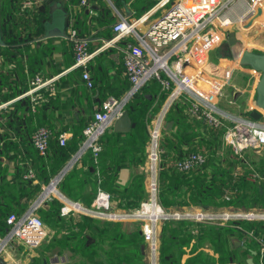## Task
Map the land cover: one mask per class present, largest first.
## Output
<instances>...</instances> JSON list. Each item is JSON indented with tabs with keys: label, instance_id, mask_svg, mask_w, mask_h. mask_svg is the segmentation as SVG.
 Returning a JSON list of instances; mask_svg holds the SVG:
<instances>
[{
	"label": "crops",
	"instance_id": "0c3cea01",
	"mask_svg": "<svg viewBox=\"0 0 264 264\" xmlns=\"http://www.w3.org/2000/svg\"><path fill=\"white\" fill-rule=\"evenodd\" d=\"M26 1H24L23 4ZM130 1L131 0H87L85 4H81L80 0L73 4H69L67 0L30 1V3L24 5L26 7H36L33 11L43 8L44 6L47 9V15L42 19V32L39 35L35 34L32 38L25 41L10 45H0V165L5 170L6 180L15 181L18 192L22 190L24 195L32 199L30 204L48 185H50L55 175L63 168L62 167L55 175L49 178L47 182H44L43 178L36 175L34 176L33 174L31 183L39 184V190L30 191L31 189L26 190L18 187L17 181H19L20 170L26 168L27 164L32 163L35 158V155H32L31 147V135L34 130L38 126L44 125L51 129V133H66L67 139H69L71 137V129L75 123L81 122L85 124L87 121L91 120L92 113H90V109H97L102 101H100L98 90L95 89L94 86L91 88L86 87L80 76L73 74V69H69L73 57L71 43L66 37L67 29L69 26L75 24L78 33L87 38L89 49L95 51L105 39H108L103 35L106 25L99 24V21L103 20V15H101L103 11L101 9L102 4L109 7L110 16L113 17L114 21H117L121 17H135ZM56 3L59 4L66 13L64 36L41 38L44 31V22L50 20L51 11ZM150 8L143 12V14L148 12ZM160 12L161 10H155L148 13V18L139 25L138 30L141 34H144L148 30L149 25L156 19ZM225 14L233 19L237 16L244 18V14L249 15L247 6L242 1L232 2ZM234 34L247 48L264 51L258 46H251L249 44V40L251 39L246 33L245 35ZM127 41L134 40L132 37H125L114 45L101 48L94 53L88 62L87 69L93 83L97 81L100 83L101 80H103L107 85L106 90L109 92L108 95L120 96V94H123L120 87L125 76L122 61V47ZM226 52L225 55L233 61L238 72L245 75L241 77L240 74H238L237 81L233 84V88L229 89V93L239 103L241 112L249 114L255 105V84L259 73L247 65H241L235 62ZM30 89H32V91L29 92ZM173 102H175L174 106L176 107L175 109L173 108L172 115H168L166 118H164L163 115L161 120V139L164 140V144L166 139H169L166 143L167 145L169 141L172 140L170 137H166L167 132L168 135H172L175 140L172 144L170 142L173 149L169 147L170 149H168L166 157L161 159L160 180L159 172L157 177L158 199L166 209L172 212H204L211 214L225 212L227 210H224V206L222 207L213 201H198L201 197H207L209 199L214 198V196L212 197L213 192L210 191V185H208L210 179L206 177L212 175L211 166L214 164V161L207 159L198 163L199 161L193 162L191 160L192 162L187 168H183L180 165L182 161L186 159L180 158V155H182L185 150L191 151V149H193L192 147L195 145V143H192V140L188 142L191 138L187 137V135H191L195 132V130H193L195 127L192 126L194 124L193 121L195 122L197 113L191 111L190 99L186 93L178 94ZM179 108L182 109L176 110ZM154 118H156V116L150 120L151 123ZM205 122L204 120L203 123L205 125H209L208 122ZM166 128H168V131ZM260 148L257 149L259 150ZM146 151L148 153V147ZM74 155L75 154H73L65 164L72 159ZM75 161H77V157L72 164ZM147 164L148 160L146 155L145 168ZM221 165L223 166V163H221ZM77 166H81V163L77 162ZM140 170L141 166H133L126 162H122L115 171H110V187H123L131 177V174L133 172H139ZM200 174L203 175V180H201L202 177H199ZM197 178H199V181ZM149 180V174L147 172L145 178L146 196L141 200L140 205L148 196ZM58 181L55 183L58 192L64 197L72 199L57 186ZM87 190H89L88 182L81 189V192ZM53 193L54 197L60 201L62 200L58 198L56 192ZM259 193H264V186H259ZM45 201V204L42 205L48 206L47 199ZM77 201L80 200L77 199ZM81 203L86 206L90 205L83 202ZM112 204L111 208L115 210L128 211L113 207ZM236 208L238 209V207L234 209ZM247 209V211L264 212V208L256 206L248 207ZM81 214L78 213L69 216L79 219ZM127 225L132 227L130 224ZM47 236L48 242H52L54 246L44 251L50 255L47 261L44 260L43 263L63 264L68 262L70 252L65 247V241H72V239H62L59 234H54L48 226ZM243 237L244 235L241 237L228 235V247L237 248L239 252H243L244 249L241 246H232L233 240ZM51 249L55 250L51 252ZM149 253L147 258L145 255L147 264H157L156 257L153 258ZM187 255V253L183 254L181 261H184ZM248 256L251 255H247L242 262H225L224 264H242L246 262L245 260ZM213 257L218 258L216 254L213 255ZM5 262L6 260L4 263ZM215 264L218 263L216 262Z\"/></svg>",
	"mask_w": 264,
	"mask_h": 264
},
{
	"label": "trees",
	"instance_id": "16d2710c",
	"mask_svg": "<svg viewBox=\"0 0 264 264\" xmlns=\"http://www.w3.org/2000/svg\"><path fill=\"white\" fill-rule=\"evenodd\" d=\"M24 1L26 0H0L2 41L0 45L25 41L42 32V19L47 15L46 7L33 11L36 7H26L23 4ZM67 2L73 4L78 0H67ZM154 3L155 0H131L133 15L140 16ZM101 9L103 10L101 13L103 20L99 21V24L106 25L103 35L109 38L113 34L115 21L110 16V9L107 5L102 4ZM73 25L76 28L75 24ZM72 73L81 78L80 68L73 69ZM125 76L120 85L122 93L129 87V81ZM93 86L98 90L100 101L108 95L107 85L103 80L100 83L98 81L93 83ZM169 91L170 89L163 88L156 78L148 79L125 104L124 108L131 120L130 129L127 131L107 129L99 139L101 149L96 157L89 149L81 152L77 161L71 164L61 176L57 186L70 198L78 199L85 204L91 203L97 188H100L110 194L113 207L124 210L138 208L141 200L146 196L145 160L149 139L148 123L161 109ZM95 110L90 109V113H92L90 119H92ZM169 113L171 116L172 110ZM89 121L85 124L76 122L71 129V137L64 144L59 143V134L51 133L45 154H39L31 140L32 155H35V158L32 163L27 164L26 168L20 170L18 187L26 190L31 189L30 191L39 190V184L31 183L33 176H25V174L32 172L34 176L41 177L44 182H47L77 152L83 138L82 128ZM168 140L166 139L164 144V140L160 137L161 148L165 149L162 154L163 159L171 146L170 142L171 144L173 142L171 140L167 145ZM77 162H80L81 166H77ZM122 162L141 166V170L133 172L123 187H110V171H115ZM161 164L160 162L159 180ZM222 172L221 181L218 179L214 181L213 177L211 179L206 176L207 179H210L208 185H210V191L213 192L212 197L214 196V198L201 197L199 202L213 201L221 205L222 201L230 200L227 194L229 191L228 174L226 172L224 177V170ZM202 176V174L199 175L200 178ZM260 176L264 177V172H260ZM197 179L199 181V178ZM203 179L204 177L201 180ZM87 182L89 190L81 192ZM252 185L243 207L264 208V193H259V186L263 187L264 181L255 180ZM225 196H228V199H225ZM31 200L24 195L22 190L18 192L15 181L6 180L5 170L0 165V234L5 233L8 229L7 215L9 213L19 214L30 204ZM44 202L42 204H45ZM47 203L48 206L40 205L38 207L37 214L54 234H59L64 240L72 239V241H65V247L69 250L70 255L68 262L63 264H147L146 243L139 224L130 227L123 221L104 220L85 214H81L79 219L73 216L65 217L59 214L60 200L51 197ZM244 231H251L264 240V219L233 218L219 221L169 218L160 220L157 227L156 263L215 264L217 262L224 264L225 262L244 261L247 255H251L254 264H261L259 246L254 238L245 237L246 248L243 252H239L237 248L228 247L227 236L241 237L244 235ZM47 245H49L48 248L54 246L52 242H48ZM185 253L188 255L184 261H181V257ZM215 254L218 258L213 257ZM262 263L264 264V256ZM31 264L39 263L33 259ZM40 264L43 262L41 261Z\"/></svg>",
	"mask_w": 264,
	"mask_h": 264
},
{
	"label": "built area",
	"instance_id": "2783aa9c",
	"mask_svg": "<svg viewBox=\"0 0 264 264\" xmlns=\"http://www.w3.org/2000/svg\"><path fill=\"white\" fill-rule=\"evenodd\" d=\"M87 0H80L85 4ZM234 1H242L251 15L258 4L264 0H155L150 10L138 17H121L113 25V34L105 39L95 51L89 49L88 40L80 35L72 25L68 27L66 37L71 43L72 63L69 69H81V78L86 87L93 86V81L87 69L89 60L101 48L114 45L125 37H132L134 41H127L122 47V61L124 73L129 81V87L120 96L108 95L100 103V107L93 112L92 119L83 127L80 146L76 157L86 149L92 151L96 157L101 149L99 139L101 135L111 128L114 120L125 109L128 99L140 89L150 78H156L165 89H170L156 118L148 123V164L146 170L149 174L148 198L141 205L128 211L111 208L110 194L98 188L90 205H83L80 201L72 200L61 195L55 183L52 189L35 199L19 214L9 213L6 217L8 229L0 234V258L4 261L14 249V244L22 250L36 249L47 237V226L37 214L38 207L45 201L50 192H56L61 205L59 214L69 216L74 214L98 215L111 220H141V233L147 243L150 254L156 257L157 227L160 220L169 218H188L194 220L225 221L233 217L243 216L246 219H264V212L249 210L240 212L230 210L219 214L204 212L178 213L166 209L158 199V171L163 149L160 145L161 120L174 98L181 93L188 94L190 107L193 113L200 115L210 125L220 127L224 141L235 153L243 150L257 149L264 146V112L259 118L244 114L239 109V103L230 95L226 88H202L201 75L190 55L195 41L208 42L213 38L212 23L217 16L225 13ZM26 1L24 4H28ZM161 10L160 14L141 34L139 25L148 18V13ZM34 89V88H32ZM32 89L29 90L32 91ZM51 129L47 126H38L31 135V140L39 154H45L48 149ZM67 140L66 133L58 135L60 144ZM199 161L198 156H190L180 164L183 168L190 166L192 161ZM187 164V165H186ZM25 176H33L28 172ZM256 181L264 177L256 174ZM48 185V186H50ZM47 186V187H48ZM228 199V196H225ZM244 236L255 239L259 246L260 263L264 256V240L251 231H244ZM57 264V263H56ZM242 264H248L243 262Z\"/></svg>",
	"mask_w": 264,
	"mask_h": 264
},
{
	"label": "rangeland",
	"instance_id": "374dc122",
	"mask_svg": "<svg viewBox=\"0 0 264 264\" xmlns=\"http://www.w3.org/2000/svg\"><path fill=\"white\" fill-rule=\"evenodd\" d=\"M225 13L217 16L212 23V40L208 42H202L199 40L195 41L190 51V55L194 60L195 66L201 75L200 84L205 90L212 88L231 89L233 88V84L237 81L238 74H240L241 77L245 76L244 74L238 72L236 66L233 64V61L225 55V52L228 50L227 38L229 32L232 31L240 35H245L246 33V35L251 39L249 40V44L251 46L255 45L264 50V2L258 4L255 7V11L251 15L244 14L243 16L244 18L247 17L246 19L240 16L233 19ZM174 103L175 102H172L167 108L164 113V118H166L168 114L170 116L169 112L175 109L176 106H174ZM203 122V118L200 115H197L192 126L195 127V129H193L195 132L193 131L194 133L187 135V137L191 138L189 140L187 139L188 142H191L192 140V143H195V145L192 147L193 149H191V151L185 150V152L180 155V158H188L191 155H197L199 160L198 163L207 159L213 160L214 164L211 166L213 172L210 178L212 179L213 177L214 181H216V179L221 181V175L223 174L222 170H224V177L227 172V180H229V191L227 194L229 195L230 200L222 201L223 204L220 206H224V210L227 211L238 207V209L236 208L234 210L246 212L248 209L243 207V205L251 192L256 174L264 172V146L259 150L247 148L241 153H235L224 141L221 128H216L217 126L210 125L209 123V125H205ZM166 129L168 131V128ZM166 137H170L173 141L175 140L172 135H168V132ZM171 149L173 148L171 147ZM221 163H223V166ZM53 194V192H50L44 199L49 201V198L54 197ZM85 215L98 217L104 220H111L98 215ZM233 218L243 219L244 217L237 216ZM112 221H123L130 224L132 227L136 224L141 226V220L134 218ZM47 243L48 236L36 249L26 251L22 250L19 245L14 244V249H12L4 264H31L33 259L39 264L41 261H47V258L50 255L49 253L47 254L44 252L49 249V245H47ZM52 250L55 249H51L50 251L53 252ZM145 251L147 258L149 253L147 243Z\"/></svg>",
	"mask_w": 264,
	"mask_h": 264
},
{
	"label": "water",
	"instance_id": "95a60500",
	"mask_svg": "<svg viewBox=\"0 0 264 264\" xmlns=\"http://www.w3.org/2000/svg\"><path fill=\"white\" fill-rule=\"evenodd\" d=\"M66 13L65 10L61 8L59 4H54L53 10L50 14V20L44 22V31L41 38L51 37V36H64ZM227 43L229 46L228 51L226 52L235 62L241 65H247L250 68L256 70L259 73L255 84V102L254 108L250 112V115L253 118H259L260 115L264 112V51H257L254 49L247 48L241 41H239L234 32L228 33ZM0 44L1 41V29H0ZM131 120L130 117L124 109L122 113L114 120L111 129L115 131H127L130 129ZM76 154L70 159L63 168L55 175V179L60 178L64 172L69 168ZM51 182V183H52ZM50 183V184H51ZM43 191L36 198L37 200L42 196ZM245 236L241 239H235L232 241V246L237 247L241 246L243 249L246 248V245L243 244ZM251 252H254L251 250ZM248 264H254L251 256H248L245 260ZM4 260L0 258V264H3Z\"/></svg>",
	"mask_w": 264,
	"mask_h": 264
},
{
	"label": "bare ground",
	"instance_id": "6f19581e",
	"mask_svg": "<svg viewBox=\"0 0 264 264\" xmlns=\"http://www.w3.org/2000/svg\"><path fill=\"white\" fill-rule=\"evenodd\" d=\"M52 185L46 187V189L43 191L42 195L46 194L47 192H49L52 189Z\"/></svg>",
	"mask_w": 264,
	"mask_h": 264
}]
</instances>
